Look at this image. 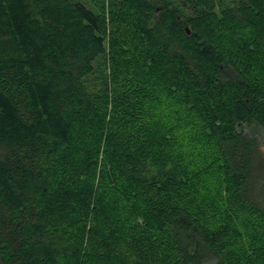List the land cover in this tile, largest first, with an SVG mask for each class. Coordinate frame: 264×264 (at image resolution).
Listing matches in <instances>:
<instances>
[{
	"label": "trees",
	"instance_id": "obj_1",
	"mask_svg": "<svg viewBox=\"0 0 264 264\" xmlns=\"http://www.w3.org/2000/svg\"><path fill=\"white\" fill-rule=\"evenodd\" d=\"M0 264H264V0H0Z\"/></svg>",
	"mask_w": 264,
	"mask_h": 264
}]
</instances>
